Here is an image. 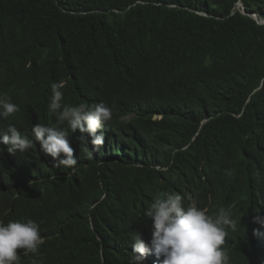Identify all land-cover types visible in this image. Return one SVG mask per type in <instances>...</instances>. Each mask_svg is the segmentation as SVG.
Returning a JSON list of instances; mask_svg holds the SVG:
<instances>
[{
  "label": "trees",
  "instance_id": "16d2710c",
  "mask_svg": "<svg viewBox=\"0 0 264 264\" xmlns=\"http://www.w3.org/2000/svg\"><path fill=\"white\" fill-rule=\"evenodd\" d=\"M255 14L264 0H0V96L16 119L44 111L62 81L96 87L114 109L113 138L76 168L0 172V221L36 218L61 264H131L112 233L147 191L188 189L241 231L264 200Z\"/></svg>",
  "mask_w": 264,
  "mask_h": 264
},
{
  "label": "clouds",
  "instance_id": "9594fccd",
  "mask_svg": "<svg viewBox=\"0 0 264 264\" xmlns=\"http://www.w3.org/2000/svg\"><path fill=\"white\" fill-rule=\"evenodd\" d=\"M51 88L43 103L46 109L34 108L20 120L19 106L0 96V172L26 176V172L74 169L113 138L110 96L100 98L92 85L65 81ZM189 193L177 188L147 191L145 207L135 203L134 215L113 229L111 246L117 249L129 242L131 264H238L233 253L236 243L251 237L252 245L259 246L249 250L251 264H264V246L254 237L255 231L264 237V200L239 231L229 210L213 212L198 198L197 206L189 205ZM41 225L29 216L1 220L0 264H61L44 255L48 238ZM65 264L73 263L66 258Z\"/></svg>",
  "mask_w": 264,
  "mask_h": 264
},
{
  "label": "bare ground",
  "instance_id": "6f19581e",
  "mask_svg": "<svg viewBox=\"0 0 264 264\" xmlns=\"http://www.w3.org/2000/svg\"><path fill=\"white\" fill-rule=\"evenodd\" d=\"M190 198L191 199H188L187 200V203L190 205V204H194L196 206V202L193 198V195L191 194L190 195ZM186 206V205H185ZM261 233H264L261 232ZM254 237L255 239L257 240L258 244L259 245H264V237L262 238V235H257V234H254ZM252 239L251 237H249L247 240H239L237 243H236V249L235 251H233V253L236 254V259L234 261H236L238 264H251L252 261H253V255H251V253L249 252L250 249H258V245L257 246H254L252 245L253 242H252ZM229 248V246H227ZM262 247V246H260ZM155 261H157V258H153Z\"/></svg>",
  "mask_w": 264,
  "mask_h": 264
},
{
  "label": "water",
  "instance_id": "95a60500",
  "mask_svg": "<svg viewBox=\"0 0 264 264\" xmlns=\"http://www.w3.org/2000/svg\"><path fill=\"white\" fill-rule=\"evenodd\" d=\"M239 5H241V6H243V2H239ZM244 12L246 13V10L244 9ZM255 17H256V19L258 20V22H260V23H264V21H262L261 19H259L258 18V16L255 14ZM226 239V238H225ZM227 241L228 242H233V243H235L234 241H233V239L232 238H227ZM264 246V245H263Z\"/></svg>",
  "mask_w": 264,
  "mask_h": 264
},
{
  "label": "rangeland",
  "instance_id": "374dc122",
  "mask_svg": "<svg viewBox=\"0 0 264 264\" xmlns=\"http://www.w3.org/2000/svg\"><path fill=\"white\" fill-rule=\"evenodd\" d=\"M262 21H264V20H262Z\"/></svg>",
  "mask_w": 264,
  "mask_h": 264
}]
</instances>
